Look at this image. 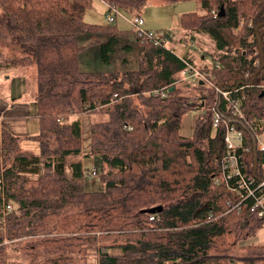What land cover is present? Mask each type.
<instances>
[{"label":"trees","instance_id":"16d2710c","mask_svg":"<svg viewBox=\"0 0 264 264\" xmlns=\"http://www.w3.org/2000/svg\"><path fill=\"white\" fill-rule=\"evenodd\" d=\"M102 1L131 15L147 0ZM198 1L204 13L183 14L180 24L192 39L203 36L213 43L214 62L201 69L213 67V83L231 96L246 94L247 121L261 132L264 0ZM92 4L0 0V42L21 52L6 57L0 51V72L36 65L39 133L34 139L40 147V153L23 151L20 136L6 127L1 131L0 183L13 212L0 222V264H16L7 253L12 247L44 264H84L93 254L97 264H264V243L240 244L264 222L248 205L233 209L229 200L235 194L217 180L226 125L214 128L212 116L214 107L226 110L224 98L208 84L188 95L179 77L186 60L195 64L193 57L140 40L135 67L82 70V54L91 46H98L106 64L133 48L106 26L85 22ZM166 87V98L151 93ZM132 96L142 100L141 107ZM203 104L208 108L197 115L193 135H181L183 116ZM101 112L109 118L91 123L94 142L86 155H99L108 167L100 176L101 189L90 190L96 182L85 179L78 159L80 115ZM257 156L256 176L264 163V155ZM246 161L252 172L254 153ZM36 173L35 179L29 176ZM159 206L161 212L144 211Z\"/></svg>","mask_w":264,"mask_h":264},{"label":"rangeland","instance_id":"374dc122","mask_svg":"<svg viewBox=\"0 0 264 264\" xmlns=\"http://www.w3.org/2000/svg\"><path fill=\"white\" fill-rule=\"evenodd\" d=\"M106 10L107 7L104 5V2L101 0H93L92 6H89L84 14L85 22L89 24L102 25L106 26L104 30L117 32L118 35L122 38V44L128 43L131 44L133 48L130 50L123 51L121 50L119 54L116 56L114 62L112 64H106L101 61L100 52L97 47L91 46V48L87 49L81 57V69L84 71H110L114 69H118L120 71H125L128 68H132L136 66V56H137V48L136 45L139 39L132 31V26L129 22L131 15L130 14H118L116 17V21L108 22L106 20ZM203 7L198 0H147L145 5L138 11L140 15L145 20V27H149L154 31L161 32L166 34L168 38V42L166 46L168 48L174 49L177 53H182L184 50L194 55L193 58L196 61L198 66L205 64H212L214 60L211 57V53L213 52V43L211 39L208 37H197L193 39V45L187 46L185 45V40L187 38H192V35L184 30L180 24V18L183 14L190 12H197L198 14H203ZM107 27H111L107 29ZM113 27H117V29H113ZM118 30V31H117ZM123 30V32L119 31ZM94 36V35H93ZM137 38V39H135ZM201 38V39H200ZM97 37L92 38L94 41ZM103 40V38H100ZM140 42V41H139ZM82 44H86L87 42L81 40ZM0 51L6 57L12 56H20L21 52L19 49L12 47L8 44L0 42ZM129 51V52H128ZM188 53V54H189ZM202 56L204 60H202ZM128 60V63H125V60ZM124 60V61H122ZM201 67V66H200ZM116 69V70H117ZM37 88V68L36 65H31L29 67H20L18 69L12 70H3L0 72V113L1 116H4L11 112L13 106H10L12 102L15 101L14 107L15 111H18L20 114L25 113L27 109L31 111H35L37 108L36 103H33L32 95L34 89ZM189 89L188 95L192 94L196 89L194 87H188ZM195 94V92H194ZM23 99L22 104H17ZM133 102L140 106L142 105V100L132 96ZM9 106V108H8ZM11 107V108H10ZM141 107V106H140ZM200 112L198 110H189L182 120H181V129L180 133L183 136L190 137L193 135L195 129V121L197 115ZM75 118V117H74ZM81 118V128H82V138L83 145L81 148V153L78 156V159L82 161L84 173H86L85 179L88 182H96L94 187H91L90 190H100V176L103 171L107 169V164L102 160L99 155L95 156H87L86 153L90 149L91 142H94L93 139L90 138V128L91 123L97 121L107 120L109 116L106 113H91V114H82ZM35 121H30V133L36 132V125L38 126L37 118H33ZM39 131V129H38ZM32 135V134H31ZM32 137V136H30ZM20 148L23 151L40 153V147L38 142L34 138H21L20 140ZM0 156V181L3 179V165L4 159ZM66 164V170H67ZM44 170V159H42V167H40V171ZM97 171V175H92V171ZM69 172V171H68ZM30 177L35 179L38 176L36 174H30ZM3 185V183H2ZM1 185V186H2ZM4 193L6 197V193L4 192L3 186L2 191H0V220L3 218V200H1V196ZM5 200V199H4ZM13 212V206L12 211ZM7 216V214H6ZM264 243V225L260 228L255 235L248 237L240 242V244H258L261 245ZM7 253L12 256V260L16 261V264H44V261L41 257L33 258L30 255H27L24 251L18 248L17 250L12 247V249L7 248ZM13 255H11V253ZM98 256L93 254L88 257V260H85L84 264H97ZM236 264V262H235Z\"/></svg>","mask_w":264,"mask_h":264},{"label":"built area","instance_id":"2783aa9c","mask_svg":"<svg viewBox=\"0 0 264 264\" xmlns=\"http://www.w3.org/2000/svg\"><path fill=\"white\" fill-rule=\"evenodd\" d=\"M104 5L107 7L105 14L108 22H114L118 14H123L114 5L108 2H105ZM129 22L132 26V31H134V34L141 42H149L157 46H166L168 42L166 34L146 28L145 20L140 13H133ZM185 42L186 46L193 45L192 38H187ZM185 64L186 67L180 72L179 81L184 83L186 87H196L198 84H208L215 87L219 95L225 100V111H229L228 115L230 119L225 116L224 110L222 111L218 107L213 108L212 120L214 128H218L222 123L226 125L224 137L226 152L219 163L221 165L217 180H220V182L225 184L227 188L232 190L235 194V199L229 200L233 209L241 210L243 205H248L250 210L264 222V163L261 165L262 172L256 176L259 172L258 156L256 168L255 162H252V172L248 171V162L246 161L250 152L257 154L260 152L264 155V130L258 132L256 127L252 126L249 121H247L244 110V104L247 98L246 94L231 96L229 90L216 86L212 81L213 67L204 70L201 69L202 67L192 64L187 60ZM215 67L219 68L220 64H215ZM259 90L261 93L264 92V82L259 85ZM169 91L168 87H166L163 89H154L151 93L155 97L166 98L169 95ZM206 108L208 107L203 104L198 111L203 112ZM209 108L212 109L211 107ZM249 134L252 137V141L249 138ZM92 175H97V171L93 170ZM1 185L2 183H0V191H2ZM1 198V200H3V218L0 222H5L6 214L12 211V205L4 200V193ZM250 198L252 201L248 202ZM154 218L155 217L152 216V220ZM236 264L245 263L236 261Z\"/></svg>","mask_w":264,"mask_h":264},{"label":"crops","instance_id":"0c3cea01","mask_svg":"<svg viewBox=\"0 0 264 264\" xmlns=\"http://www.w3.org/2000/svg\"><path fill=\"white\" fill-rule=\"evenodd\" d=\"M104 4H105V2H104ZM146 28L150 29L149 27H146ZM119 31H121V30H119ZM121 32H123V30ZM193 39H195V38L193 37ZM188 53L189 52L184 50L182 53H180V55L184 56V55H188ZM189 56L193 57L194 55L189 53ZM201 59L204 60V57L202 56ZM194 62L196 64L195 60H194ZM200 66L203 67L205 65H200ZM13 69H18V68H13ZM10 70H12V69H10ZM37 94H38V86H37L36 90L34 89V92H33V95H32L33 103H36V105H37ZM22 100L23 99L21 98V101L19 103H17V104L18 105L19 104L25 105ZM13 103H15V101L12 102V104L10 105V106H13V108H12L10 113L7 112V114L4 115V116H1V113H0V142H1V139H2V132L1 131L3 130L4 127H6L8 130H10L13 134L20 136L21 138H24V137H26L27 139L28 138H35L37 136V134L39 133V131H38L39 122H38V126L36 125V127H37L36 128L37 129L36 132L34 131V133L33 132L30 133V121L35 123L33 118H37L38 117V116H36L37 108L35 109V111H31V110L27 109L26 114L25 113L20 114L18 111H15V107L16 106L14 107ZM8 108H9V106H8ZM37 120H38V118H37ZM30 136H32V137H30Z\"/></svg>","mask_w":264,"mask_h":264},{"label":"water","instance_id":"95a60500","mask_svg":"<svg viewBox=\"0 0 264 264\" xmlns=\"http://www.w3.org/2000/svg\"><path fill=\"white\" fill-rule=\"evenodd\" d=\"M224 13H223V9L221 10V13L219 14V15H223ZM259 38V37H258ZM259 43H260V38H259ZM261 94V96H264V92H262V93H260ZM257 153H254V162H255V168H256V166H257V155H256ZM144 211H148V212H152V213H155V212H161L162 211V207L161 206H159V207H152L151 209H149V210H144Z\"/></svg>","mask_w":264,"mask_h":264}]
</instances>
